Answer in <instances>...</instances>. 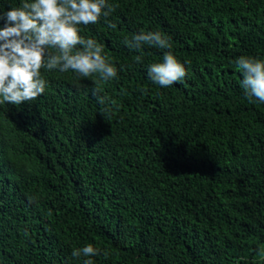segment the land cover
I'll return each mask as SVG.
<instances>
[{"label":"trees","instance_id":"trees-1","mask_svg":"<svg viewBox=\"0 0 264 264\" xmlns=\"http://www.w3.org/2000/svg\"><path fill=\"white\" fill-rule=\"evenodd\" d=\"M108 3L115 28L81 26L118 70L105 115L71 70L0 104V264H264V102L234 63L264 60V0ZM141 30L190 61L181 81L149 78L166 50L129 49ZM88 244L100 254L72 257Z\"/></svg>","mask_w":264,"mask_h":264},{"label":"clouds","instance_id":"clouds-1","mask_svg":"<svg viewBox=\"0 0 264 264\" xmlns=\"http://www.w3.org/2000/svg\"><path fill=\"white\" fill-rule=\"evenodd\" d=\"M114 10L115 6L108 0H21L19 6L0 11V21H4L0 27V104L20 105L44 94L46 80L42 69L61 73L71 70L82 79L94 81L92 94L105 115L108 98L101 94L99 84L116 78L118 70L102 54L100 43L81 35V26L96 24L103 18L110 28H115L108 19ZM124 43L141 53L145 46L166 50L163 62L148 67L149 78L159 86H171L185 77V64L190 61L181 63L177 59L170 51V38L165 34L141 30ZM135 60L142 63L143 55L136 56ZM234 63L242 74L245 95L264 102V60L240 56ZM100 251L88 244L74 249L71 255L90 257L99 255ZM260 259L264 260V252ZM84 264H93V261L85 259Z\"/></svg>","mask_w":264,"mask_h":264}]
</instances>
